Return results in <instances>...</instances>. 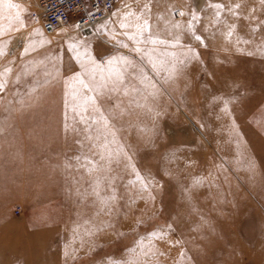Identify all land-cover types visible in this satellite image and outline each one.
<instances>
[{"label":"rangeland","instance_id":"1","mask_svg":"<svg viewBox=\"0 0 264 264\" xmlns=\"http://www.w3.org/2000/svg\"><path fill=\"white\" fill-rule=\"evenodd\" d=\"M12 2L27 8L21 12L26 27L0 36V48L6 47L8 53L0 56V72L11 68L4 77L9 81L19 74V81L0 93V264H107L112 259L131 264H264V52L258 51L264 49V5L260 0H244L238 10L255 19L236 20L225 11L219 23H213L217 18L206 4L238 0H152L153 23L160 13L187 27L195 8L200 20L193 21V27L204 44L184 32L185 47L168 48L175 58L166 56L163 46L149 45L144 46L149 56L143 60L129 50L132 44L126 38L117 37L129 44L128 49L120 48L98 27L87 37H64L59 29L46 33L29 5ZM123 2L139 11L147 0ZM121 5L122 0H117L114 11ZM171 9L186 15L174 16ZM0 15L7 28L15 10L0 6ZM231 24L237 27L229 39ZM161 35L171 39L167 32ZM238 37L248 43H237ZM42 39L49 43L21 56L24 41L38 45ZM76 41L90 44L93 58L102 66L120 54L136 62V68L125 73L128 94L122 90L110 100L98 101L114 126V134L106 137L97 138L99 125L85 131L92 121L82 122L71 106L65 107L64 80L80 71L68 49V43ZM153 47L157 51L152 52ZM189 47L198 59L173 74L175 60L192 55ZM56 55L61 57L60 72L53 79L44 73L52 72L48 57ZM25 69L32 74H25ZM144 77L156 88L148 86ZM88 115L99 119V113L91 110ZM89 135L92 140L86 139ZM77 156L88 159L77 163ZM210 172L213 186L205 185L192 193L191 201L186 199L184 189L193 178ZM137 173L152 181L148 189H141ZM96 180L104 196L111 195L108 184L113 183L119 197L113 207L118 212L98 214L102 205L96 197L77 195L91 192L89 185ZM149 192L155 200L137 198H147ZM102 222L110 226L84 236L81 247L80 236L103 227ZM168 225L172 231L167 239L151 242L156 256H144L149 242L145 239L144 249L137 242L149 232L167 230ZM66 247L77 250L75 259L65 255Z\"/></svg>","mask_w":264,"mask_h":264},{"label":"snow or ice","instance_id":"2","mask_svg":"<svg viewBox=\"0 0 264 264\" xmlns=\"http://www.w3.org/2000/svg\"><path fill=\"white\" fill-rule=\"evenodd\" d=\"M139 2V0H137ZM244 0H238L237 3L232 4L229 3L227 5L223 3H211L209 2L206 4L205 8H211L214 12L216 20L213 23H219L218 18L221 16L222 12H228L232 17L236 20L240 19H255L254 16H242L241 13L238 11L241 9ZM151 4L152 0H147L144 3L143 7L136 11L132 8L130 3L123 2L121 8H118L116 11L111 13V17L105 21L104 24H101L97 31H103L107 28L105 34L115 42L120 48L128 49L129 44L125 42V39H118V36L126 38L127 41H130L132 47L129 49L131 52L136 53L137 56L141 60L144 59L145 56H149V52L146 50L144 46H163L164 54L166 56H172L175 58L174 52H169L168 48H176V47H185L182 44V35L184 32H188L193 35V38L196 41H199L202 45L204 44V38L200 35L195 33V28L193 27V21L199 23L200 15L193 8L191 17L192 19L188 21L187 27H185L181 22L176 21L172 22L170 20L165 19L162 14H156V22H152V11H151ZM260 4L264 5V0H260ZM0 6H6L8 9H14L15 15L8 17L9 24L7 28L3 24L4 17L0 15V36L5 35L8 31H15L18 32L20 29L26 27L25 20L21 17V12L24 9L21 7L20 4L13 3L12 0H0ZM175 11L177 15L184 16L186 15L185 12L179 11L177 9H171ZM203 11V9H202ZM254 11V10H253ZM18 23L19 27H15L12 22ZM115 23L116 26L121 30L119 32L116 31L114 27H108L109 25ZM163 23L164 27L160 28V24ZM261 24H264V21H261ZM237 25L231 24L227 25L228 31L226 33L227 38H231L235 33ZM207 31V29H205ZM251 31L255 33L256 29L252 28ZM167 32L171 39L163 38L161 33ZM10 42V41H9ZM248 43V41H243L242 38H237V43ZM49 43L47 40H41L39 44H35L32 41H24V48L21 51V56H25L33 51L36 50L37 47L42 46L44 44ZM83 47V51L81 48ZM91 45L85 44L83 41H76L68 43V49L73 52V59L76 60L80 65V71L73 73L70 77L64 80L65 85V107L71 106L72 111L76 113L82 122H86V120H91L92 124L88 125V128L85 131H89L92 125H99L97 128V138L101 135L107 136L109 132L114 134V126L110 121L109 117L104 114L100 103L98 102L101 99L107 98L111 99L113 94L120 93L122 90L125 95L128 94L129 87L126 85V76L125 73L128 72L129 68L135 69L136 62L131 59L129 56L120 54L117 56L110 57L105 65H101L97 63V61L93 58L91 51ZM240 50V49H238ZM152 52L157 51L155 47L151 49ZM258 51L264 52V49H258ZM187 52L192 53L191 56L185 55L184 59H176L175 63L172 66V73L175 74L179 67L185 66L189 63L192 59H198V55L195 53V50L192 48H187ZM8 54L7 48H0V56H4ZM252 53H249L251 55ZM48 60L51 62L52 72H45V76H52L53 79H57L59 76L60 68L58 67L61 57L59 55L56 56H49ZM163 62V61H162ZM153 69L156 68V63H152ZM12 69L6 67L3 72H0V93L5 92L8 88L9 83L16 84L19 81V74L17 75L16 79L14 80H7L5 79V74L11 73ZM25 74L31 75L27 69H25ZM158 74V73H157ZM141 75H143L141 73ZM169 79L171 76L168 77ZM144 80L148 81V86L152 87L153 89L156 88V84L152 83L148 80L147 77H144ZM31 91H35V88L30 89ZM132 91H139L136 88H132ZM155 93H152L154 95ZM89 110L93 113H99V119L97 120L96 116H89ZM234 123V122H233ZM3 129L0 128V131ZM87 140H92V137L89 135L86 137ZM81 143L80 141H77ZM105 148L107 144L103 145ZM93 148L97 147V145L93 144ZM175 158V157H173ZM77 163L84 159L87 161V157L77 156L76 158ZM130 159V158H129ZM90 162V161H89ZM71 167L72 165H68ZM83 167V165H81ZM252 166L249 165V168ZM137 179L141 182V189L145 190L148 189L152 185L151 180H146L144 177H141L139 173L136 174ZM215 183V178L212 176L210 172L207 177H195L193 178L192 183L189 187L184 189L185 197L189 201L192 199V193L195 190H198L201 187L207 185L208 187H212ZM92 189L91 192L87 190L84 193L77 192V195H80L82 199H86L88 196H94L97 200L101 203V208L99 209V213H104L106 215H112L114 211L118 212L119 209L114 208L113 206L116 205L119 197L116 195V190L111 183L108 184V188L111 190V195L104 196L101 194V182L100 180H96L92 184L89 185ZM138 199H151L155 200V197L151 195L149 192L148 197L145 198L143 196H137ZM95 203V201H94ZM129 203H135L134 200H129ZM138 223H140L138 221ZM103 227H96L95 231L92 229L87 230L82 236L81 239V247L84 246L86 241L84 240V236L91 237L98 232L104 230V227H109L110 225L106 222H102ZM169 231H172V226L168 225L167 230H160V231H152L147 234L146 238H141L140 241L137 242L138 246L141 249L145 248V239H147L148 243V251L143 252L144 256H156V252L152 250L151 242L154 240H165L167 239ZM77 235L79 233L77 232ZM75 238V237H74ZM176 243H180V241H176ZM92 247H96L95 243L93 242ZM91 250V249H90ZM75 251L72 250L71 252L67 249L65 250V255H71L73 259H75ZM135 250H130V252H134ZM184 253L181 252V256ZM107 264H131L130 261L124 260H109Z\"/></svg>","mask_w":264,"mask_h":264},{"label":"built area","instance_id":"3","mask_svg":"<svg viewBox=\"0 0 264 264\" xmlns=\"http://www.w3.org/2000/svg\"><path fill=\"white\" fill-rule=\"evenodd\" d=\"M31 6L46 33L59 29L64 37L91 35L111 17L117 0H21ZM174 16H179L174 13Z\"/></svg>","mask_w":264,"mask_h":264},{"label":"crops","instance_id":"4","mask_svg":"<svg viewBox=\"0 0 264 264\" xmlns=\"http://www.w3.org/2000/svg\"><path fill=\"white\" fill-rule=\"evenodd\" d=\"M235 4V3H234ZM27 6V5H26ZM27 7H23V9L25 10ZM108 20V19H107ZM105 22H103L102 24H104ZM101 25V24H100ZM99 25V26H100ZM99 26H97L98 28H99ZM116 26V24L115 23H113V24H111V25H109L108 27H115ZM107 31V28L105 29V30H103V31H101L103 34H105V32Z\"/></svg>","mask_w":264,"mask_h":264},{"label":"bare ground","instance_id":"5","mask_svg":"<svg viewBox=\"0 0 264 264\" xmlns=\"http://www.w3.org/2000/svg\"><path fill=\"white\" fill-rule=\"evenodd\" d=\"M31 7V6H30ZM32 9V8H31ZM109 19V18H108ZM102 24V23H101ZM100 24H98V26H99ZM97 27V26H96ZM20 40V39H19ZM22 46V45H21ZM15 47L13 46V47H11V51L10 52H12L13 51V49H14Z\"/></svg>","mask_w":264,"mask_h":264}]
</instances>
